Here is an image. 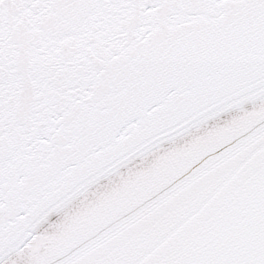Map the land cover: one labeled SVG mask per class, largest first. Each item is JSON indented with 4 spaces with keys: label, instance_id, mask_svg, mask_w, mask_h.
<instances>
[{
    "label": "snow or ice",
    "instance_id": "1",
    "mask_svg": "<svg viewBox=\"0 0 264 264\" xmlns=\"http://www.w3.org/2000/svg\"><path fill=\"white\" fill-rule=\"evenodd\" d=\"M0 264H264V0H0Z\"/></svg>",
    "mask_w": 264,
    "mask_h": 264
}]
</instances>
